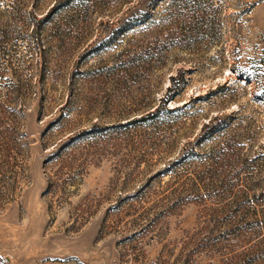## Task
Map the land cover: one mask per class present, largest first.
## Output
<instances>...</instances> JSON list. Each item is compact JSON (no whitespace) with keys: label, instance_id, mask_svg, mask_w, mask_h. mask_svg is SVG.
<instances>
[{"label":"rangeland","instance_id":"rangeland-1","mask_svg":"<svg viewBox=\"0 0 264 264\" xmlns=\"http://www.w3.org/2000/svg\"><path fill=\"white\" fill-rule=\"evenodd\" d=\"M0 264H264V0H0Z\"/></svg>","mask_w":264,"mask_h":264}]
</instances>
